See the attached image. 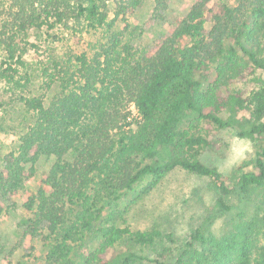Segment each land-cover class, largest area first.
Segmentation results:
<instances>
[{
    "label": "trees",
    "instance_id": "trees-1",
    "mask_svg": "<svg viewBox=\"0 0 264 264\" xmlns=\"http://www.w3.org/2000/svg\"><path fill=\"white\" fill-rule=\"evenodd\" d=\"M107 1L10 0L0 29V79L18 89L31 116L16 146L0 155V199L33 176L40 156H52L44 186L24 203L33 215L25 221V235H41L47 261L72 263V243L97 231L99 246L88 250L83 264H264V240L252 219L220 235L194 228L176 253L164 247L149 256L128 247L116 250L123 240L128 246H148L160 238L154 230L115 224L112 209L136 183L149 176L150 187L176 167L209 178L219 212L232 208L228 199L234 192L264 188V84L246 96L222 91L257 69L264 72V0H236L235 6L227 0H196L153 52L136 53L114 36L95 53V65L83 52L75 56L72 75L83 78V84L69 88L60 76L61 89L49 102L40 94H25L29 76L20 68L27 48L16 47V38L28 29L49 31L67 21L89 29L106 26ZM116 3L121 12H133L139 0ZM44 75L49 87L54 74L46 66ZM185 121L199 129L189 132ZM224 128L261 140L252 169L240 171L235 182L200 158L211 145L212 130ZM3 208L0 202V215ZM258 209L264 219V201ZM166 237L173 242L170 234Z\"/></svg>",
    "mask_w": 264,
    "mask_h": 264
},
{
    "label": "rangeland",
    "instance_id": "rangeland-1",
    "mask_svg": "<svg viewBox=\"0 0 264 264\" xmlns=\"http://www.w3.org/2000/svg\"><path fill=\"white\" fill-rule=\"evenodd\" d=\"M127 1L108 0L107 25L97 29L86 28L82 22L67 21L49 31L44 28L28 29L25 36L17 37L16 47L25 45L27 48L22 55L24 66L20 68V72L29 76V81L24 85V93L40 94L45 102H49L59 93L62 76L66 78L65 84L69 88L83 84V78L81 80L72 75L77 67L75 56L83 52L93 61L91 64L95 65V53L101 52L102 48L115 41L114 36L118 44L125 41L136 53L153 52L157 44L170 35L171 30L185 17L196 0H139L133 12L127 9L123 13L116 2ZM227 1L232 6L237 4L236 0ZM9 3L10 0H0V29L8 18ZM210 26L211 23L207 22L205 29L208 30ZM225 44L230 46L231 39L227 38ZM1 56L3 51L0 45V59ZM98 58L103 60V57ZM46 66L55 78L49 87L44 83L48 80L44 75ZM253 75L258 76L260 80L252 79ZM262 84L264 72L257 69L252 75H245L227 87L223 86L222 91L224 94L226 91H240L246 96L250 90ZM17 93L18 89L11 90L9 85L0 79V155L16 146L20 134L30 121L31 115L25 111ZM131 109L132 116L136 117L135 109ZM183 127L189 132L199 129L198 125L194 127V123L189 121H185ZM260 144L261 140L237 136L232 128L213 129L211 145L202 149L200 158L235 182L240 171L252 169L253 159ZM53 161L52 156H40L36 161L33 176L28 178L15 194L7 199H0L4 207L0 215V264H54L46 260L48 246L41 239V235L27 236L24 231L26 219L33 216L32 211L24 207V203L41 185L44 186L42 181ZM151 180L148 176L136 183L131 191L125 192L112 205V209L115 212V224L128 225L132 230H154L160 239L148 246H128L123 240L116 244V250L128 247L138 253L154 256L165 247L173 254L194 228L204 226L214 235H220L236 222L250 219L257 222L260 242L264 240L263 213L258 209L259 203L264 201V188H253L245 195L234 192L228 199L232 208L219 212L215 206L216 194L207 177L176 167L153 181L149 187ZM168 234L173 242L167 240ZM82 241L72 243L68 255L72 262L70 264H83L88 250L99 246L100 234L92 231L86 234Z\"/></svg>",
    "mask_w": 264,
    "mask_h": 264
}]
</instances>
